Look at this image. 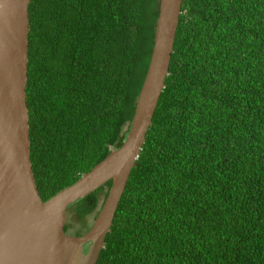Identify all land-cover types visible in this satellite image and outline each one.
<instances>
[{
    "label": "trees",
    "instance_id": "trees-1",
    "mask_svg": "<svg viewBox=\"0 0 264 264\" xmlns=\"http://www.w3.org/2000/svg\"><path fill=\"white\" fill-rule=\"evenodd\" d=\"M158 1H30L26 106L43 201L125 139ZM165 83L96 264H264V0H182ZM110 185L69 206L82 222L70 234L89 229Z\"/></svg>",
    "mask_w": 264,
    "mask_h": 264
},
{
    "label": "water",
    "instance_id": "water-1",
    "mask_svg": "<svg viewBox=\"0 0 264 264\" xmlns=\"http://www.w3.org/2000/svg\"><path fill=\"white\" fill-rule=\"evenodd\" d=\"M31 0H0V264H96L166 86L182 0H159L153 46L119 147L43 201L30 160L26 106ZM111 180L89 229L64 231L71 204Z\"/></svg>",
    "mask_w": 264,
    "mask_h": 264
},
{
    "label": "rangeland",
    "instance_id": "rangeland-1",
    "mask_svg": "<svg viewBox=\"0 0 264 264\" xmlns=\"http://www.w3.org/2000/svg\"><path fill=\"white\" fill-rule=\"evenodd\" d=\"M94 213L87 215L85 220L83 221V223L85 224H90L92 223L93 219H94ZM81 221L74 215L73 210L68 209L67 211V220H66V224H69L70 229H69V233H73V231H75L77 229V227H79L81 225Z\"/></svg>",
    "mask_w": 264,
    "mask_h": 264
}]
</instances>
